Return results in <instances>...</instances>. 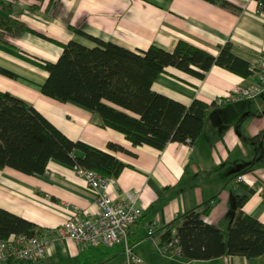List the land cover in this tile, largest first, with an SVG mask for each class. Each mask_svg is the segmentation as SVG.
<instances>
[{
	"label": "crops",
	"instance_id": "obj_1",
	"mask_svg": "<svg viewBox=\"0 0 264 264\" xmlns=\"http://www.w3.org/2000/svg\"><path fill=\"white\" fill-rule=\"evenodd\" d=\"M4 1L13 8V16L63 43L76 40L93 46L76 32L79 28L133 51L151 45L172 51L179 40H186L218 55L229 42L232 52L253 68L264 54V14L257 0H226L230 3L227 7L206 0ZM0 15L9 16L1 5ZM62 51L58 44L30 32L4 35L0 39V90L35 106L71 139L108 151L128 165L107 193L120 200L127 199L128 194H140L138 204L144 210L129 237L143 264H264V255L188 260L164 245L162 239L177 216L205 202L213 203L206 222L227 229L236 194L248 197L244 211L264 223V94L255 99H230L212 107L194 143L170 142L163 150L133 146L122 133L102 126L92 111L42 93L48 77L45 61H57ZM256 80V73L245 77L218 65L203 79L168 67L153 89L189 106L195 99L211 103L228 97L237 86ZM110 141L130 153L110 150ZM239 176L244 180L238 181ZM97 198V191L76 169L55 160L48 163L43 177L0 169V207L45 230L58 227L71 212L96 214ZM151 227L153 235L148 233ZM31 264L127 261L121 245L84 246L58 239L42 259Z\"/></svg>",
	"mask_w": 264,
	"mask_h": 264
},
{
	"label": "trees",
	"instance_id": "obj_2",
	"mask_svg": "<svg viewBox=\"0 0 264 264\" xmlns=\"http://www.w3.org/2000/svg\"><path fill=\"white\" fill-rule=\"evenodd\" d=\"M206 1L230 6L226 0ZM257 1L264 10V0ZM0 5L9 14L0 15V39L15 31L30 32L63 48L57 61H45L48 77L42 93L92 111L102 126L122 133L133 146L149 145L163 150L170 142L194 143L204 130L209 110L217 105L216 101L195 99L187 106L156 92L153 84L168 67L201 79L214 65L245 77L256 73V68L232 52L229 42L218 55L186 40H179L172 51L157 45L133 51L76 28L79 35L94 45L76 40L63 43L13 16V8L4 0H0ZM107 146L115 152L130 153L112 141ZM51 160L115 179L128 167L108 151L71 139L35 106L0 90V169L12 168L43 177ZM247 199L246 195H235L227 229L206 222L213 207L211 202L177 216L162 235L163 244L168 246L177 240L170 248L179 249L180 255L188 260L264 255V223L244 211ZM44 231L37 223L0 207V241L12 235L31 238ZM5 264L24 263L9 258Z\"/></svg>",
	"mask_w": 264,
	"mask_h": 264
},
{
	"label": "built area",
	"instance_id": "obj_3",
	"mask_svg": "<svg viewBox=\"0 0 264 264\" xmlns=\"http://www.w3.org/2000/svg\"><path fill=\"white\" fill-rule=\"evenodd\" d=\"M259 4V10L262 4ZM256 68L257 80L248 86H237L228 97H220L217 104H223L230 99H255L264 94V54L261 56ZM79 176L85 178L90 186L98 193V212L91 216H82L79 212H71L62 223L43 234L26 238L24 236H10L0 241V264H5L9 258L22 261L24 264L35 263L42 259L49 246L56 240H71L84 246L121 245L127 264H143L130 242L129 233L143 213L144 207L139 205L140 194H128L127 199H113L108 195L109 187L115 183V178H106L93 171L76 169ZM239 176L238 181H243ZM70 210V206H66ZM153 235L154 228L149 229ZM177 240L168 244L171 247ZM179 253L180 250L176 249Z\"/></svg>",
	"mask_w": 264,
	"mask_h": 264
}]
</instances>
